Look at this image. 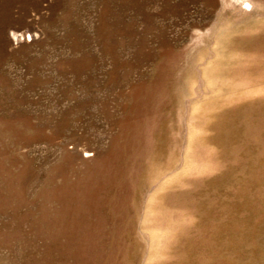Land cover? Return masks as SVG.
Segmentation results:
<instances>
[{"label": "rangeland", "instance_id": "374dc122", "mask_svg": "<svg viewBox=\"0 0 264 264\" xmlns=\"http://www.w3.org/2000/svg\"><path fill=\"white\" fill-rule=\"evenodd\" d=\"M0 264H264V0H0Z\"/></svg>", "mask_w": 264, "mask_h": 264}, {"label": "bare ground", "instance_id": "6f19581e", "mask_svg": "<svg viewBox=\"0 0 264 264\" xmlns=\"http://www.w3.org/2000/svg\"><path fill=\"white\" fill-rule=\"evenodd\" d=\"M25 34L24 33H22V34H20V35H18V36H20V37H18V36H14V38H13V40H15V41H17L19 38H21V36H24ZM27 35V34H26ZM30 35H28V36H26V37H29Z\"/></svg>", "mask_w": 264, "mask_h": 264}]
</instances>
